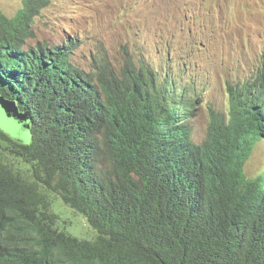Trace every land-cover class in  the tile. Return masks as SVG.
<instances>
[{
    "label": "trees",
    "instance_id": "trees-1",
    "mask_svg": "<svg viewBox=\"0 0 264 264\" xmlns=\"http://www.w3.org/2000/svg\"><path fill=\"white\" fill-rule=\"evenodd\" d=\"M50 3L0 9V96L33 135L0 127V264H264V169L248 166L264 145V67L227 83L228 112L207 105L198 143L168 115L177 75L126 46L84 67L77 40L39 38ZM80 214L94 239L63 228Z\"/></svg>",
    "mask_w": 264,
    "mask_h": 264
},
{
    "label": "rangeland",
    "instance_id": "rangeland-1",
    "mask_svg": "<svg viewBox=\"0 0 264 264\" xmlns=\"http://www.w3.org/2000/svg\"><path fill=\"white\" fill-rule=\"evenodd\" d=\"M169 3L173 5L163 9L170 14L183 8L187 10L184 14L188 16L175 25L178 30L184 28L181 23L185 19L189 20V16H197L199 19L191 25L198 42L194 43L195 55L192 57V61L197 62V68L186 65L185 69L191 72L201 70L207 74L211 80L203 81L207 88L204 100H211L215 107L228 112L227 83L244 78L245 71L251 73L253 67L249 63L262 64L260 55L264 53V0H171ZM50 4L42 11L43 16L37 17L36 31L39 38L48 40L52 45L61 44L65 39L77 40L78 47L73 57L86 68L92 65L93 56L106 54L116 62L122 60L123 47L127 43L132 49L140 50L143 47V42L136 39L139 35L137 33L150 14L139 10L140 4L145 5L142 0H51ZM22 6L23 0H0V9L10 17H14ZM159 8L161 4L158 3ZM144 32L147 37L155 35L156 39L162 35L159 28ZM180 36L193 37L188 34ZM150 38L146 39V48H149ZM169 51L167 45L158 48L156 53L136 55L138 58L145 55L146 60L150 59L158 70H164ZM177 65L173 69L175 72L178 71ZM188 76L195 78L192 74ZM5 109L0 104V127L12 138L31 144L33 135L30 130L18 125ZM207 116L208 109L204 107L192 121L194 139L198 143L206 138L209 123ZM261 141L257 139L255 143L254 150H257L248 164L250 173L264 169V145L258 146ZM63 228L79 238H95L87 234L91 230L81 214L71 217L69 225H63Z\"/></svg>",
    "mask_w": 264,
    "mask_h": 264
},
{
    "label": "clouds",
    "instance_id": "clouds-1",
    "mask_svg": "<svg viewBox=\"0 0 264 264\" xmlns=\"http://www.w3.org/2000/svg\"><path fill=\"white\" fill-rule=\"evenodd\" d=\"M131 1L134 2L135 0H129V2ZM169 2H171V0H142V3H144L145 5L140 4L139 10L140 11L144 10L149 12L150 16L148 19L143 21L144 26L143 28H140L138 30L137 34L139 35L137 36L138 38L136 39H138L139 42H143V47H141V49H144L147 54L156 53L158 48H160L161 46H167V45L169 46L170 51L168 54V62L167 64L164 65L165 71L159 77L163 78L162 75L164 74L167 77L168 72H170L172 75L178 76L177 86L180 91L173 88L170 91H168L164 99L167 104V108L170 112V114L168 115L173 117L175 125L180 126L182 124L189 122H191L192 124V121L197 116L198 111L202 110L204 107H207V105L211 103V100L208 101L204 100L206 97V93H204L205 86L203 84V81L205 80L210 82L211 78H209L207 74L202 73L201 70L196 72H191L185 69V65L190 66V68H197V62L192 61V57L195 55V50H194L195 44L183 43L182 38L181 36L179 37V35L184 33L179 31L175 26H172L171 23L173 22L175 25L176 23H180V21L184 17L188 16L184 14V11L187 10L183 8L181 11L176 12L175 14H170L165 9H163V7L169 8L173 5L172 3ZM158 3L161 4V8L159 9H157ZM186 6L188 5H184V7ZM173 15H175L174 18ZM188 18L189 20L185 19L181 24L187 28L188 31L186 32V34L195 36L193 31L191 30L192 29L191 25L195 23L193 21L197 22L199 21V19L197 18V16L194 17L189 16ZM156 28H159L162 35L160 36L159 39H156L155 35L152 36L149 35L151 37L149 41V48H146L145 47L147 43L146 39L149 36L147 37L144 31L146 32L154 31ZM203 43L205 42H202V44ZM124 46H126V50H129L130 52L131 51L136 52L138 50V49L130 48L129 43H127V45ZM260 61L262 62V64H256L255 62L249 63V65L253 67V70L251 73L246 71L244 72L243 75L244 77H246L245 79L249 78L259 68L264 67V53H261ZM177 63L179 64L180 69L182 70L183 73H186L187 75L192 74L193 76H195L193 83H187L184 79H181L182 73H178L175 72V70H173ZM183 87H186L190 90L189 91L183 90L182 89ZM26 120H28V116ZM24 123H25L24 125H27L29 121L27 124L26 122ZM28 130H31V127ZM174 144H175L174 141L167 140V151L172 152L174 148Z\"/></svg>",
    "mask_w": 264,
    "mask_h": 264
},
{
    "label": "water",
    "instance_id": "water-1",
    "mask_svg": "<svg viewBox=\"0 0 264 264\" xmlns=\"http://www.w3.org/2000/svg\"><path fill=\"white\" fill-rule=\"evenodd\" d=\"M0 104L6 108L5 112L7 110L10 117L14 118L18 122H25L27 119L26 115H22L19 113V110L17 108V103L15 101L6 100L4 97L0 96ZM6 112V113H7ZM24 119V120H23ZM25 128L30 129V124L24 125Z\"/></svg>",
    "mask_w": 264,
    "mask_h": 264
},
{
    "label": "bare ground",
    "instance_id": "bare-ground-1",
    "mask_svg": "<svg viewBox=\"0 0 264 264\" xmlns=\"http://www.w3.org/2000/svg\"><path fill=\"white\" fill-rule=\"evenodd\" d=\"M49 43H50V42H49ZM51 45H52V44H51ZM176 67L178 68V71H177V72L182 73V74L184 75V80H185L186 82H188V83L194 82V78L189 77L186 73H183L182 70L180 69V66H179V65H177ZM186 67H187V66L185 65V68H186ZM189 90H190V89H189ZM206 90H207V88L205 87V89H204V93H205Z\"/></svg>",
    "mask_w": 264,
    "mask_h": 264
}]
</instances>
